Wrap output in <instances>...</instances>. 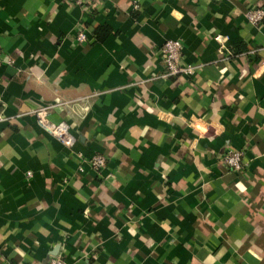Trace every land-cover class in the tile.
<instances>
[{
    "label": "crops",
    "instance_id": "1",
    "mask_svg": "<svg viewBox=\"0 0 264 264\" xmlns=\"http://www.w3.org/2000/svg\"><path fill=\"white\" fill-rule=\"evenodd\" d=\"M255 8L264 0H0V264H264ZM168 40L194 76L161 77ZM42 108L72 148L40 128ZM239 150L234 172L223 156Z\"/></svg>",
    "mask_w": 264,
    "mask_h": 264
},
{
    "label": "built area",
    "instance_id": "2",
    "mask_svg": "<svg viewBox=\"0 0 264 264\" xmlns=\"http://www.w3.org/2000/svg\"><path fill=\"white\" fill-rule=\"evenodd\" d=\"M78 5H84L87 2L98 3L104 0H75ZM136 9L139 6L136 4L134 6ZM246 18L249 23L255 26H259L264 22V8L251 9L246 13ZM215 40L223 44L222 36H216ZM76 41L79 44H85L88 41V36L85 31H80L76 35ZM161 58L164 64V73L161 75L162 78L171 77H192L196 73V66L191 64H186L183 61V43L181 40H168L162 50ZM10 63V60L0 49V65ZM49 108H42L37 112V122L42 130L47 134L58 139L64 146L72 148L76 143L75 136L71 133L70 127L66 123L56 124L49 120L48 118ZM244 153L242 151H230L224 156V162L232 169L234 172H241L244 170L243 164ZM94 170L100 171L107 164V158L104 155L96 154L86 160ZM83 170V169H81ZM32 174L28 173V177ZM48 264H70L62 256H53L49 259Z\"/></svg>",
    "mask_w": 264,
    "mask_h": 264
},
{
    "label": "trees",
    "instance_id": "3",
    "mask_svg": "<svg viewBox=\"0 0 264 264\" xmlns=\"http://www.w3.org/2000/svg\"><path fill=\"white\" fill-rule=\"evenodd\" d=\"M105 36H107V32L106 31H104V33H102V34H98V38L100 40L103 39Z\"/></svg>",
    "mask_w": 264,
    "mask_h": 264
},
{
    "label": "water",
    "instance_id": "4",
    "mask_svg": "<svg viewBox=\"0 0 264 264\" xmlns=\"http://www.w3.org/2000/svg\"><path fill=\"white\" fill-rule=\"evenodd\" d=\"M49 259L45 260L43 264H48Z\"/></svg>",
    "mask_w": 264,
    "mask_h": 264
}]
</instances>
